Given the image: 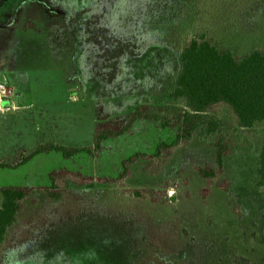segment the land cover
<instances>
[{"label":"rangeland","instance_id":"374dc122","mask_svg":"<svg viewBox=\"0 0 264 264\" xmlns=\"http://www.w3.org/2000/svg\"><path fill=\"white\" fill-rule=\"evenodd\" d=\"M26 12L0 21V81L16 91V109L0 114V204L4 188L48 187L60 169L94 181L68 183L58 203L36 192L0 246V264H264V123L233 132L237 151L206 199L195 167L216 165L215 137L203 128L171 158L129 164L123 187L100 180L117 178L136 154L153 155L177 126L141 121L98 155L28 159L42 144L92 147L98 125L141 105L167 113L179 32L201 26L245 55L264 47V0H33ZM218 116L236 127L226 108Z\"/></svg>","mask_w":264,"mask_h":264},{"label":"trees","instance_id":"16d2710c","mask_svg":"<svg viewBox=\"0 0 264 264\" xmlns=\"http://www.w3.org/2000/svg\"><path fill=\"white\" fill-rule=\"evenodd\" d=\"M209 33L208 29L201 26H196L191 32H179L176 49L179 70L176 87L171 93L175 106H170L167 113L160 114L150 106L141 105L123 121L98 125L92 147L42 144L28 159L43 154H59L67 160L83 154L98 155L103 151L105 142L129 134L141 121H161L165 125L177 126L176 138L160 143L153 155L136 154L123 162V171L117 178L100 180L104 184L123 187L129 177V164L140 159L171 158L178 148L190 144L196 132L203 128L206 135L215 137L210 145L215 151L216 165L196 166L195 171L206 183V187L201 190V196L204 199L209 197L212 187L223 175L225 157L237 151L233 132L237 128L248 132L257 124L264 123V47L254 48L239 56L232 50L215 44ZM179 102L184 104L183 107L177 105ZM221 108L230 112L236 127L218 116ZM259 174L258 187L264 189V139ZM93 181V178L84 177L81 173L60 169L49 174L48 187L4 188L0 204V246L8 241L10 230L17 224L25 202L32 199L36 192L43 191L50 201L58 203L63 200V190L68 183L89 184ZM220 187L227 188L226 182H222ZM129 194L134 198H148L142 191H129ZM262 239L264 241V230Z\"/></svg>","mask_w":264,"mask_h":264},{"label":"crops","instance_id":"0c3cea01","mask_svg":"<svg viewBox=\"0 0 264 264\" xmlns=\"http://www.w3.org/2000/svg\"><path fill=\"white\" fill-rule=\"evenodd\" d=\"M33 2V0H20V2L17 4L16 0L13 3V0H0V21H4V17L8 16L9 14H13L17 11L21 14L22 18H25V14L27 13V9L30 6V4ZM38 7H41L40 2H36ZM25 19H22L21 21L15 23V32H16V38L19 32V28L21 26V22H23ZM1 25V23H0ZM1 28V27H0Z\"/></svg>","mask_w":264,"mask_h":264},{"label":"built area","instance_id":"2783aa9c","mask_svg":"<svg viewBox=\"0 0 264 264\" xmlns=\"http://www.w3.org/2000/svg\"><path fill=\"white\" fill-rule=\"evenodd\" d=\"M15 98V88L5 80L0 81V114L16 109Z\"/></svg>","mask_w":264,"mask_h":264}]
</instances>
